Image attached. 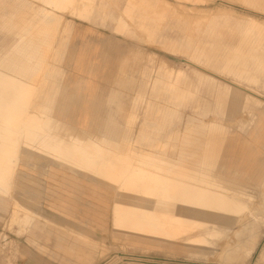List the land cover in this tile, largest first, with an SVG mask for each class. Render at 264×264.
I'll return each instance as SVG.
<instances>
[{
    "label": "rangeland",
    "instance_id": "obj_1",
    "mask_svg": "<svg viewBox=\"0 0 264 264\" xmlns=\"http://www.w3.org/2000/svg\"><path fill=\"white\" fill-rule=\"evenodd\" d=\"M69 6L44 19L43 13L35 11L51 10L42 0H0V51L10 50L21 37L34 41L37 49L38 67L30 77L38 83L32 111L45 108L75 127L67 130L86 136L100 135L103 121L113 124L110 133L125 138L129 142L125 150L132 155L163 150L169 161L194 152L212 158L213 170L221 156L231 165L255 160L259 170L256 185L247 190L249 212L232 217L235 222L225 226L220 237H211L209 244L185 250L178 245L177 252L170 242L118 231L122 247L115 249L107 264H264V222L256 218L264 213V0H75ZM25 21L30 23L29 32L13 28ZM250 21L257 30L245 37ZM225 29L244 34L242 50L232 47L226 55L230 68H220L214 61L189 60L210 35ZM16 33L22 36L14 38ZM170 72L184 76L181 85L193 88L199 104L169 100V87L175 84ZM196 74L207 76L208 83L235 88L241 105L232 113L227 104L218 109L206 84L194 83ZM171 89L172 96L179 91ZM91 92L90 98L73 104L81 94ZM81 106L87 111H79ZM77 117L88 120L85 131L75 126ZM148 119L157 123L156 129L147 127ZM151 138L156 146L147 144ZM26 148L32 150L20 148L10 194H0V253L9 258L18 255L16 239L29 235L34 227V219L24 223L27 214L23 208L15 209L16 201L34 218L32 211L41 205L46 175L57 167L73 170ZM98 183L115 191L113 207L119 203L133 210L151 205L137 200V194L118 193L115 186Z\"/></svg>",
    "mask_w": 264,
    "mask_h": 264
},
{
    "label": "bare ground",
    "instance_id": "obj_2",
    "mask_svg": "<svg viewBox=\"0 0 264 264\" xmlns=\"http://www.w3.org/2000/svg\"><path fill=\"white\" fill-rule=\"evenodd\" d=\"M42 1L51 8L50 11L45 7L35 10L37 13H43L44 19L51 17L50 13L69 5L71 7L75 3V0ZM262 1L257 0L259 3ZM250 23L252 26L245 30V37L257 30L253 27L256 23ZM29 24L25 21L13 28L29 32ZM20 36L22 34L16 33L14 38ZM19 39L16 38L10 50L0 51V194H10L20 158V148L27 146L36 154L46 155L56 163L115 186L118 193L137 194L136 199L141 203H150L149 206L143 204L133 210L121 208L119 203H115L114 229L128 235L150 236L165 243L170 242L173 247H177V252L180 251L178 245L185 250L186 246L199 249L209 244L211 237H220L225 232V226L235 222L232 217L249 212V201L246 198L250 199L251 194L247 190L256 185L254 183L259 176L255 160L247 163L238 161V164L231 165L221 156V162L214 161L216 169L213 170L210 168L212 158L202 155L201 159L194 152L186 157L177 155L169 161L163 150L137 152L132 155L131 150H125L129 142L122 136L110 133L109 128L113 124L103 121L100 135L86 136L85 133L83 135L67 130L68 124L48 114L45 108H42L40 113L32 111L31 98L38 83L31 82L30 77L38 67L37 56L34 54L37 49L31 39ZM243 44L242 32L220 30L210 35L209 40L197 50L194 49L196 52L193 59L188 58L191 61H214L216 66L227 70L230 65L228 66L229 58L226 55L232 47L240 52ZM215 47L217 50H214ZM221 63H224L223 67L220 66ZM169 74L175 81L171 88L179 89L175 91L176 95L172 96L174 90L169 87V100L188 106L199 104L197 97L196 100L194 98L193 88L181 85L184 76L178 72ZM206 77L196 74V86L206 84L212 91L218 109L226 107L227 104V111H236L241 105V99L235 88L215 82L208 83ZM91 96L92 92L89 95L83 93L73 104L77 105ZM247 99L251 98L248 96ZM93 110L96 111V107L93 106ZM79 111L87 109L81 106ZM74 124L80 131H85L84 129L90 126L88 120L81 117H77ZM145 124L151 129L157 123L148 119ZM72 127L74 126L68 128ZM147 144L150 147L154 144L156 146L154 138ZM26 150L32 151L29 148ZM257 151L258 149L254 152ZM244 165L248 167L243 168ZM15 205V209L18 210L19 207L25 210L27 215L24 217V223H31L30 211L17 201ZM258 207L260 208L259 204ZM13 216L16 220L17 215ZM256 218L264 222V213L256 215ZM122 228H128L130 231Z\"/></svg>",
    "mask_w": 264,
    "mask_h": 264
},
{
    "label": "crops",
    "instance_id": "obj_3",
    "mask_svg": "<svg viewBox=\"0 0 264 264\" xmlns=\"http://www.w3.org/2000/svg\"><path fill=\"white\" fill-rule=\"evenodd\" d=\"M42 181L46 189L32 211V232L14 240L16 258L0 253V264H107L122 247L113 227L115 191L68 167Z\"/></svg>",
    "mask_w": 264,
    "mask_h": 264
}]
</instances>
